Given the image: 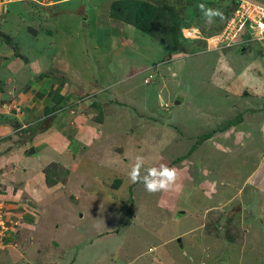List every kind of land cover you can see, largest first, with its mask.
<instances>
[{"label":"rangeland","instance_id":"obj_1","mask_svg":"<svg viewBox=\"0 0 264 264\" xmlns=\"http://www.w3.org/2000/svg\"><path fill=\"white\" fill-rule=\"evenodd\" d=\"M31 1L42 10L51 8V0ZM147 1L165 14L158 37L163 43L121 21L113 26L107 14L111 0L62 4L77 11L58 19L63 35L55 43L69 72L88 81L82 88L90 87L78 91L71 85L75 103L86 109L96 101L101 105L100 112L90 109L94 120H118L110 130L118 137L111 138L116 142L111 141L110 150L121 154L117 160L116 154L99 152L101 167L91 156L79 161L72 175L61 172L76 196L43 210V234L59 238L56 249L62 258L66 255L65 264L77 255L91 264H264V178H256L264 163L259 162L264 156L262 128L256 123L264 113L243 112L253 103L240 96L243 84L250 87V96L264 92V40L244 42L243 52L239 43L211 47V38L232 13L233 0ZM246 1L264 7V0ZM200 3L219 8L223 20L208 27ZM166 8L181 22L175 44V24ZM201 40L205 50L196 47ZM66 63L59 65L61 70ZM258 71L260 84H254L250 79ZM104 102L117 109L105 108ZM238 113L240 122L190 150L197 138ZM138 155L145 158V168L161 163L176 168L173 190L149 194L142 183H130L127 174ZM115 158L119 165L111 170L106 164ZM57 169L56 175L61 167ZM52 247L49 261L56 255Z\"/></svg>","mask_w":264,"mask_h":264},{"label":"crops","instance_id":"obj_2","mask_svg":"<svg viewBox=\"0 0 264 264\" xmlns=\"http://www.w3.org/2000/svg\"><path fill=\"white\" fill-rule=\"evenodd\" d=\"M66 1L69 0H51L48 11L31 0H0V264H61L57 260L65 264L66 255L62 258L56 249L60 246L59 238L45 237L44 224L40 223L43 210L55 205L57 200L75 199L76 194L72 196L69 192L74 190L68 189L69 181L60 177L61 172H65V177L72 175L78 162L91 156L101 167L99 152L106 157V152L114 157L116 154L117 160L121 154L110 150L112 142H116L111 138L118 139L110 130L116 127L113 122L118 120L107 119L110 116L94 120V112L90 109L100 112L101 105L96 101L86 109L79 102L75 103L74 86L71 85L75 84L78 91L90 87L82 88L89 85L88 81L69 72L61 46L55 43L62 37L59 35H63L58 19L77 11L62 6ZM52 44L54 48L49 51ZM240 47L239 52H243ZM62 63L67 65L65 70L59 67ZM262 67L264 71V65ZM259 77L258 71L257 77L250 80L260 84ZM245 86L243 84L240 96L248 98L253 106L243 112L248 115L264 113V92L255 90L250 96V87ZM104 105L111 110L117 109L106 102ZM256 124L262 128L261 143L264 145V120ZM29 148L33 152L25 153ZM116 158L106 164L111 170L119 165ZM121 159L123 161L125 156ZM263 159L264 156H260L259 162ZM53 163V171L58 170L57 166L61 169L57 175L49 174L48 178L53 180L49 182L43 169ZM256 178H264V163ZM79 231L86 240L85 230ZM51 247L56 255L49 261ZM74 258L78 261L72 259L66 264L92 263L78 255Z\"/></svg>","mask_w":264,"mask_h":264},{"label":"trees","instance_id":"obj_3","mask_svg":"<svg viewBox=\"0 0 264 264\" xmlns=\"http://www.w3.org/2000/svg\"><path fill=\"white\" fill-rule=\"evenodd\" d=\"M233 1L235 2V5L238 2V0H233ZM233 9H231V12ZM164 11L169 14L167 18H169V20L172 19L171 21L174 22L172 25L175 24L176 30L174 31L173 37L171 40V43L175 44L178 42V39L181 38L180 36L181 33L179 31L181 22L180 23L177 22L178 17L176 14H173L170 11V8H166L164 9ZM160 12H161L160 8H158L155 4L150 3L147 0H111L109 4V11L107 12V14H108V18L110 19L111 23H113V26H116V22L121 21V23H123L125 26L138 30L142 32L143 34L150 36L153 39L156 38L158 39V41L163 43V41L160 40V38L162 37V34H163L161 31L164 30L163 24H165V19H162V17H165L164 16L165 14L163 13L162 15ZM218 28L220 29L221 27L219 26ZM171 29H172V26L169 27L168 29L169 32ZM181 41H184V39H182ZM200 43L201 45L196 43V47L201 48V50L205 49L204 47L205 44H203L202 40ZM241 46H244V45H241ZM239 121H240V115L238 113L235 116V118H233L232 120L229 119L228 121H225L223 123L219 122L211 130L207 131L208 132L207 134H205L204 136L202 135L201 137L197 138L194 141L193 145L190 147V150L192 149V147H194V145H197V143H200L204 138L210 137L212 133H215V131H223L228 126H231L234 123L239 122ZM53 165L54 163L49 164L43 169L49 182H53L52 179L48 178L49 174H54L53 169H52Z\"/></svg>","mask_w":264,"mask_h":264},{"label":"built area","instance_id":"obj_4","mask_svg":"<svg viewBox=\"0 0 264 264\" xmlns=\"http://www.w3.org/2000/svg\"><path fill=\"white\" fill-rule=\"evenodd\" d=\"M251 36L245 38V35ZM244 40H264V7L246 0H238L229 19L211 38V47L221 49Z\"/></svg>","mask_w":264,"mask_h":264},{"label":"clouds","instance_id":"obj_5","mask_svg":"<svg viewBox=\"0 0 264 264\" xmlns=\"http://www.w3.org/2000/svg\"><path fill=\"white\" fill-rule=\"evenodd\" d=\"M197 8L201 13L204 23L208 27L214 26L217 19L223 20L224 18V13L219 8L208 7L204 3L198 4ZM247 37H249L248 34L247 36L245 35V38ZM247 41L248 40L238 42L239 43L238 46L243 45V43ZM142 170L144 171L143 175L141 174ZM127 175L130 183L132 184L142 183L145 191L148 192L149 194H155L158 192H168L170 190H173L177 182L176 168L169 167L168 165L163 163H161L159 166L145 168V158L140 155L136 157L135 163L128 171ZM206 195L208 196V198H211V193H206Z\"/></svg>","mask_w":264,"mask_h":264},{"label":"water","instance_id":"obj_6","mask_svg":"<svg viewBox=\"0 0 264 264\" xmlns=\"http://www.w3.org/2000/svg\"><path fill=\"white\" fill-rule=\"evenodd\" d=\"M175 103H177V101H175ZM33 152V150H32V148H29L28 150H26V152L25 153H32Z\"/></svg>","mask_w":264,"mask_h":264}]
</instances>
